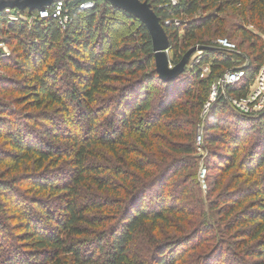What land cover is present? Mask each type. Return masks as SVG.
I'll return each instance as SVG.
<instances>
[{
  "label": "trees",
  "instance_id": "obj_1",
  "mask_svg": "<svg viewBox=\"0 0 264 264\" xmlns=\"http://www.w3.org/2000/svg\"><path fill=\"white\" fill-rule=\"evenodd\" d=\"M85 1H91L93 6L81 9ZM145 2L167 35L172 62L178 63L190 47L203 45L202 62L210 63L207 76L201 78L198 70L186 69L172 79L161 76L145 24L106 0L66 3L67 21L63 24L51 16L40 18V9L20 11L32 17L31 22L18 20L8 25L0 13V43L11 47V54L16 55L0 58V93L19 94L17 100L30 98L33 108L58 106L62 112L60 123L56 118L45 120L50 124L42 131L47 141H41L42 136L36 141L30 131L19 130L24 121L31 129L38 125L24 114L28 110L14 116V109L0 100V137L11 147L10 155H0V165H12L10 176L0 178V200L23 221L24 233V244L16 246L21 240L14 239V245L8 246L11 254L1 256L0 264H150L138 253H132V244L137 236L159 225H170L175 232L165 241L161 237L149 238L146 243L154 253L151 264H176L206 237L188 238L191 228L206 231L203 235L213 233L212 226L206 224L202 228L200 214L191 219L190 212L177 207V198L167 192L175 178H184L186 170L193 167L188 158L195 150L196 122L208 100L210 84L247 60L245 55L209 45L215 35L213 25L220 21L218 14L233 8L264 33V0ZM199 12L201 16L192 18ZM174 19L180 22L179 26ZM124 23L131 29L123 36L118 28ZM233 35H239V48L247 45L249 53L245 54L250 61L243 77L226 85L224 92L219 90L211 103L205 115L203 139L221 175L236 167L248 179H255L256 186L251 191L240 190L236 196L221 194L211 202V208L218 210L222 220L239 212L234 218L236 227L253 224L247 231L241 228V236L244 244L255 243L246 250L255 259L249 264H264V176L258 177L264 169V109L243 113L228 101L247 97L264 63V43L244 27L236 29ZM11 71L12 76L4 73ZM65 81H72L75 86L71 84L69 89L59 91ZM154 81L161 91L156 106L150 107L152 88L148 90V86ZM103 93L113 94L110 102H114L105 103L104 109H100L98 96ZM72 102L79 110L78 116L73 115ZM109 105L111 116L107 117ZM104 118L105 129L100 133L98 122ZM77 124L85 128L83 136ZM252 132L257 136L255 147L241 160V154L248 151ZM52 139L66 141V148L59 150L51 145ZM67 156L71 159L68 181L62 176L56 180L49 167L58 166ZM105 157H109L111 165L103 163L102 159H108ZM24 163L34 169L20 181L24 173L16 174ZM220 183L218 180L216 189ZM20 186L27 192L47 194L46 201L60 196L64 203L58 213L45 203H23L14 195ZM86 189H90L86 199L95 202H80ZM251 202L255 211L249 213L244 209ZM222 204L228 206L226 212L220 208ZM2 207L0 211L5 210ZM1 230H6L2 221ZM80 238L90 239L94 248L89 250ZM212 264L221 262L216 260Z\"/></svg>",
  "mask_w": 264,
  "mask_h": 264
},
{
  "label": "rangeland",
  "instance_id": "obj_2",
  "mask_svg": "<svg viewBox=\"0 0 264 264\" xmlns=\"http://www.w3.org/2000/svg\"><path fill=\"white\" fill-rule=\"evenodd\" d=\"M176 1V0H175ZM143 3V2H141ZM8 14L10 15L9 17H6L4 20L6 22V24H10V22H15L18 20H23L24 22H31L33 19L31 18H27L26 20L23 18H20V16H18V14H16V12L20 11L19 8L17 7H6L5 9H3V11L5 10ZM153 11V10H152ZM154 12V11H153ZM155 13V12H154ZM24 15V14H22ZM202 13L199 12L197 13V15H193L192 18H197L198 16H201ZM157 17V16H156ZM219 20L218 22H215L213 25V30L215 31V35L214 37L210 38V46H216L215 42H217V39H222V40H226L227 42H229L231 45L234 46V48H232L233 52H237L240 56L241 55H245V62H243L242 65H246L248 63V61H250L249 57L247 58L246 54L249 53L248 49H247V45H244L243 47L239 48L238 44L239 43V35L234 36L233 33L235 32L236 29L240 28V27H244L247 31L255 34L259 40L261 42L264 43V33L260 30H258L254 25H251L249 23H247L242 17L239 16V13L233 9V8H225V10L218 14ZM12 18H17L16 20H13ZM158 18V17H157ZM12 19V20H10ZM159 19V18H158ZM160 23V22H159ZM180 23V22H178ZM161 25V24H160ZM162 26V25H161ZM163 28V27H162ZM131 27L127 24L124 23L121 25V27L118 28L119 30V34H122L123 36L126 35L127 33L130 32ZM180 36L183 35V30L180 29L179 31ZM220 33V34H219ZM164 34L166 35L165 31ZM217 34V35H216ZM218 35H223V37L219 38L217 37ZM167 37V35H166ZM206 38V37H205ZM96 38H93V41ZM168 39V38H167ZM169 42V40H168ZM108 43V41H107ZM203 46V45H202ZM201 45H195L194 47H190L187 51H189L192 48H195V51L189 56V58L187 59L186 63L184 64V69H186L187 71L190 70H197L196 67H191V57L193 54L198 53V51L201 49L202 47ZM200 48V49H198ZM12 48L7 46L4 43H0V58L1 57H10L13 56L14 58L16 57V55L13 53L11 54ZM246 52V54H245ZM167 54V59H168V65L170 68L176 66L179 62H181L182 58L180 59V61L178 63H174L172 62V51L170 50V48L167 50L166 52ZM186 54V52L184 53V55ZM183 55V56H184ZM156 66V64H155ZM62 69V68H60ZM5 74H8L10 76L14 75L13 71L11 72H4ZM159 73V72H158ZM5 74L1 73V75ZM62 75V79L65 78L64 74H59V76ZM176 75V74H175ZM175 75L171 76V77H165V79L169 78L172 79V77H174ZM207 75H201L200 77H205ZM220 78L215 79V81L210 84L209 86V96L211 94H214L215 90L213 85L217 83V81ZM21 80V79H20ZM66 84H63L59 87V91L62 90L63 88L65 90L69 89V85L73 84L72 87L75 86V84L70 81L67 82L65 81ZM156 82L154 81V83H152V86H148V90L152 88L151 94H150V107H155L156 103H157V98L158 95L160 94V85L155 84ZM8 87V86H5ZM120 87V86H119ZM151 87V88H150ZM255 87H257V84L255 82V80H253L250 89H249V93L247 94L246 99H244L243 103L246 104L245 106L248 108L247 111L245 110V112L243 111L244 109H242L240 106H237L236 104H233L232 101H230L228 99V101L236 108L238 109L240 112L243 113H253V112H258L260 110L264 109V94H260L257 97H255L253 99V95L255 93ZM58 90V89H57ZM113 96V94H106L104 96V93L102 95L98 96V107L100 109H104V107L106 106L105 103H111L110 99ZM208 96V97H209ZM16 99V100H13ZM19 99V94H15V93H11V94H5L3 95L2 93H0V100L1 102H4V104L9 105L11 108L14 109V116L15 114H20L22 112H24V110H28L26 113L28 117L31 116L32 117V122H36L38 123V125L35 127V129H31V127L26 125V122L24 121L21 126H19V130L21 131H30L33 134V137L37 140H40L39 136H42V140L47 141V139H45L46 137H44V135H42V131L44 130L45 127L50 126V124L46 123L47 121L45 120H53L54 118H56V122L60 123L58 119H61V115L62 112L60 110V108L58 106H52V107H46V108H33L32 106V102L30 101V98L27 99ZM24 101H30V103L27 104H23L21 105V102ZM248 102V104H247ZM28 105V106H27ZM110 109L109 111L106 113L107 117L111 116V108L112 105H109ZM70 108L71 110H73V115L78 116L79 113H77L79 110H75V103L72 102L70 104ZM83 111V109L81 110V112ZM207 109L203 112V110L201 111L200 117L198 118L197 122H196V134H200L201 136V141H197L196 137H195V150L194 152L190 155V157L188 158L189 160H191V164L193 167H191L190 169L186 170V175L184 178L182 177H178L175 178L176 181L173 180V183L170 185V188L167 192V194L171 197H176L177 198V204L176 206L179 208H185L188 212H190V218L193 219L195 216L199 217L200 214V218L204 221L202 228L204 225L207 224V226H212L213 229V233H209V234H205L203 235L202 233L206 232H200L197 231V227L194 229L191 228L190 229V234L187 237L188 238H194L195 236L199 237V236H206L204 237V240L200 243H196V248L194 250H191L187 253V255H185L184 259L181 260L179 259L178 263L176 264H206L208 262V264H212V262H215L216 260H219V262H221V264H246V263H250L252 261H254L255 259L252 258L251 256L247 255V249L248 246L251 245V247L255 246V243H251L249 245L244 244L243 242H245V240L243 239V236H241V234H243V229L244 231H247L250 227L253 226L246 224L243 227L239 226L236 227V225L234 224V218L236 217V215L239 216V212L235 211L234 213H232L229 217L225 218L224 220H222L220 218V215L218 214V210L211 208V202H213L215 199H217L218 196H220L221 194L226 193L227 196H231V195H238L240 194L242 191L240 190H244L245 188H248L249 191H251V189H254L256 184V180L254 179H248L249 177L245 176V174L238 168L233 167L231 168L228 172H226L224 175H221L218 171L219 167L216 166L217 162H215V159L210 156V150L208 149V147L206 146V143L203 139V126H204V120H205V115L207 114ZM22 114V115H24ZM203 114V115H202ZM41 116L45 117L44 119H41ZM105 118L104 120H99L98 124L99 126L97 127L98 132H104V124H105ZM78 129H79V134L80 136H83V134L85 133V128L82 127L81 124H77ZM201 127V131L200 128ZM219 134V133H217ZM79 136V135H78ZM256 134L255 133H251L249 140L247 142V144H249V146L247 147L248 151L244 152L243 154H241L240 159L243 160L247 154L253 150V147H255V140H256ZM52 142H50L51 145H55L59 148V150H62L64 148H66V141L64 140H57V139H52ZM252 145V146H251ZM247 146V145H246ZM4 153H9V155L11 154V147L8 145V141L5 140L4 138L0 137V155L4 154ZM68 153H71L68 151ZM222 154V153H221ZM100 157V156H99ZM104 158V157H103ZM108 158L107 160L102 159L104 162V164L106 162H108V164L111 165V160L109 159V157H105ZM100 159V158H97ZM255 167V166H252ZM12 168V165L9 164V162H5V163H1L0 165V178L1 176H10L9 174V170ZM29 168V169H28ZM71 168V159L69 158V156H67L64 161H61V163L56 166V167H49V169H51V176H54L56 178V180H58L57 178H59L60 176H62L61 179H63L64 181H68V176L70 174L69 169ZM34 169V167H29L27 165V163H24V166H21V169L18 170L16 174L17 176H19L20 174L22 175V173H24L22 176V178L20 179V181H22L25 177V174L27 172H31L30 170ZM264 176V169L258 174V177H263ZM5 177V178H8ZM52 179L54 182L58 183V181H55L54 178H50ZM258 179V178H257ZM220 180V186L219 188L216 189L217 187V181ZM258 181V180H257ZM17 191L15 192V196H19L20 197V201L26 204H33V203H45L47 204V208L50 207V209H52L53 211H55L56 213H58L59 207L63 205L64 200L61 199L60 196H55L53 198H50L49 201H46L45 199H47V194H36L35 191L33 192H27V189L24 188V186H20V187H16ZM87 190V189H86ZM88 192V193H87ZM90 189L85 191L83 193L84 197L80 200V202L82 203L83 200L86 199L87 195L89 194ZM24 193V194H23ZM86 196V197H85ZM144 196H147V194L145 193ZM187 196V197H185ZM35 200H34V198ZM91 199V198H88ZM86 199V203L89 202H95L96 200L92 199V200H88ZM37 200V201H36ZM1 206H3L2 208L5 210L0 211V221H2L3 225H6V230L5 231H0V257L1 256H6V255H10L11 251L8 249V246H12L14 245L13 241L15 242L14 239H20L21 242L18 243L16 242V246H21L23 245V221H21L20 219H17V214L14 213L13 210H9V207L6 206V202L0 200ZM85 202V201H84ZM149 203V201H147ZM34 207V206H33ZM228 206L225 204H222L220 208H224V212L227 211ZM26 210V209H25ZM244 210H250L249 213L254 212L255 209L253 208L252 202L246 205V208ZM187 213V212H184ZM100 216V215H98ZM4 221V222H3ZM174 225V227H178V225L176 224H172ZM234 228L233 230H230ZM3 229V228H1ZM193 229V230H192ZM230 230V231H229ZM175 231L171 228L170 225H159L157 226V229H152L147 231V233H143L140 234L139 236H137V239L135 240V242L132 244V253L134 254H139L141 258H144L148 263H153V257H154V253L153 251L149 248V244L147 245V241L149 240V238L153 237V240H155V238H160L162 239V241L167 240V236L170 233H174ZM177 234H179V231L177 232ZM196 238H194L195 240ZM81 241L85 242V247H88V249H92L94 248V246L92 247V243L90 239H81ZM195 242V241H194ZM12 244V245H11ZM26 244V243H25ZM200 244V245H199ZM27 245V244H26ZM197 245H199V247H197ZM28 246V245H27ZM21 251H24L23 248H18ZM17 252V251H16ZM22 254V253H20ZM97 257H101V255L99 253L96 254ZM237 257V258H236ZM62 261L65 262V257H62ZM218 262V261H217ZM64 264H68V263H64Z\"/></svg>",
  "mask_w": 264,
  "mask_h": 264
},
{
  "label": "built area",
  "instance_id": "obj_3",
  "mask_svg": "<svg viewBox=\"0 0 264 264\" xmlns=\"http://www.w3.org/2000/svg\"><path fill=\"white\" fill-rule=\"evenodd\" d=\"M70 1L74 2V1H79V0H67V1L55 0L52 3L45 5L42 8H40V10L38 11L39 17L40 18H47V17L51 16L52 18L58 20L60 24H63V22L67 21V17L64 14V6L66 3L70 2ZM138 1L145 2V0H138ZM172 2L175 3L176 1L172 0ZM92 6H93V3L91 1H85L84 3H82L80 5V8L84 9V8H90ZM1 14H3V17H9L10 18V15L8 14L7 9H6V11L5 10L2 11ZM16 14H18V16H20V18H23L26 20L27 16L22 15V13L20 11L16 12ZM12 19L16 20L17 18H12ZM12 19H10V20H12ZM31 19H33V18L31 17ZM169 22L170 21H166L165 23L168 24ZM174 22L177 26H179L178 25V24H180V23H178L179 21L174 19ZM11 23L12 22H10V24ZM215 44H216V46L214 45L213 48H217L220 50L224 49L227 51H232L233 50L232 48H234V46L231 45L229 42H227L226 40H222L220 38L217 39V42H215ZM201 48H202V50L200 48H198V49H200L198 51V53H195L192 55L190 66L196 67V69L200 72L201 75H203V74L207 75L210 72V63H208V62L203 63L202 62V58L204 56V52H203L204 48L203 47H201ZM246 65L238 66L236 69H233V70H230V71L223 73V75L220 77V79L217 81V83L213 85V87H214L213 90H215V92H214V94H211L208 97L207 102L204 104L203 112L206 109H207V111L209 110L210 105L216 99V96H217L219 90L221 92H224V88L226 85L235 84L236 82H238L243 77L244 68ZM254 80L257 84V87H255V93L253 95V99L260 94H264V63L260 66L258 72L256 73V75L254 77ZM228 99L230 101H232L233 104H236L237 106H240L242 109H244L243 110L244 112H245V110L248 109L245 106L246 104L243 103L244 99L243 100H237L235 98H228ZM247 104H248V102H247ZM247 111H250V110H247ZM199 129L201 131V127ZM196 140L199 142L201 141L200 134H196Z\"/></svg>",
  "mask_w": 264,
  "mask_h": 264
},
{
  "label": "water",
  "instance_id": "obj_4",
  "mask_svg": "<svg viewBox=\"0 0 264 264\" xmlns=\"http://www.w3.org/2000/svg\"><path fill=\"white\" fill-rule=\"evenodd\" d=\"M55 0H0V13L6 7H17L20 11L27 9H40L45 5L52 3ZM67 1V0H64ZM112 5L119 6L129 13L135 15L139 18L148 29L153 44L155 64L157 71L163 77H171L179 72H181L184 68V64L186 63L189 56L195 51V48L190 49L183 56L181 62H179L176 66L170 68L168 65L167 59V50L169 49V42L164 34V30L159 23V19L156 17V14L152 11L150 6L143 2L141 3L138 0H106Z\"/></svg>",
  "mask_w": 264,
  "mask_h": 264
}]
</instances>
